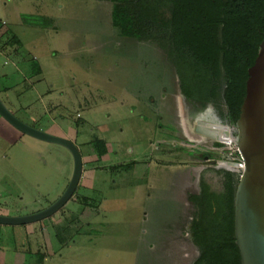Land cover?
<instances>
[{
    "label": "rangeland",
    "instance_id": "374dc122",
    "mask_svg": "<svg viewBox=\"0 0 264 264\" xmlns=\"http://www.w3.org/2000/svg\"><path fill=\"white\" fill-rule=\"evenodd\" d=\"M4 3L0 50L8 54L0 52V100L21 122L72 141L82 175L72 198L51 217L0 225V264H190L198 250L183 227L193 214L187 193L200 169L240 174L238 153L214 131L196 129L195 138L185 132L178 78L164 52L121 38L109 0ZM11 71L3 80L1 73ZM2 123L0 215L42 210L64 191L71 155ZM106 150L104 164L139 163L97 173L92 166ZM173 162L183 168L175 181L168 169ZM172 182L184 217L168 227L175 209L163 196Z\"/></svg>",
    "mask_w": 264,
    "mask_h": 264
},
{
    "label": "trees",
    "instance_id": "16d2710c",
    "mask_svg": "<svg viewBox=\"0 0 264 264\" xmlns=\"http://www.w3.org/2000/svg\"><path fill=\"white\" fill-rule=\"evenodd\" d=\"M109 2L118 35L162 50L182 92L212 103L233 127L245 93L247 69L264 36V0ZM10 40L11 51L17 53L18 40L15 36ZM238 176L225 168L202 172L201 194L191 196L198 211L188 231L200 251L193 264H240L233 237Z\"/></svg>",
    "mask_w": 264,
    "mask_h": 264
},
{
    "label": "water",
    "instance_id": "95a60500",
    "mask_svg": "<svg viewBox=\"0 0 264 264\" xmlns=\"http://www.w3.org/2000/svg\"><path fill=\"white\" fill-rule=\"evenodd\" d=\"M180 100L196 107L202 104L182 94ZM0 118L15 130L32 138L58 144L72 158L69 181L59 197L46 208L23 216L0 215V225H26L40 222L57 213L72 198L82 173V159L76 145L65 138L49 135L17 119L0 100ZM216 140L221 141L220 124ZM231 139L241 160V171L233 196V237L240 264H264V36L253 64L247 69L245 93L233 125Z\"/></svg>",
    "mask_w": 264,
    "mask_h": 264
},
{
    "label": "flooded vegetation",
    "instance_id": "af4514ba",
    "mask_svg": "<svg viewBox=\"0 0 264 264\" xmlns=\"http://www.w3.org/2000/svg\"><path fill=\"white\" fill-rule=\"evenodd\" d=\"M176 81H177V87L175 89V92H177V95H178V89H179L180 92L182 94H184L182 92V90L180 89V84H179L178 80L175 79V82ZM178 97H179V95H178ZM189 99L193 100L195 104L196 103L202 104L203 108L196 107V105H193L187 101H182V100H180V98L178 99L181 122L184 125L185 132L188 135H190L192 138L199 136L196 129L202 130L204 132L214 131L216 133L218 131L217 126H216L217 124H220V126H221L220 127L221 133L224 131H227L231 135L235 134V130L233 129V127H231L229 124H227L226 122L223 121L218 110L216 109V107L212 103L207 102V101H199V100L192 99V98H189ZM221 148H223V146ZM220 149H218V150L222 151ZM195 154L200 156V153H198V152ZM203 157H206V156L204 155ZM208 160L211 161V159H209V158H208ZM209 168L219 169V168H215V167H207L206 169H209ZM225 169H227V168H225ZM204 170L205 169L199 170L197 180H196V184H195V188L193 189V192L187 193V196H188L187 198H188V201L191 205V208H189V210L192 211L193 214H192L191 220L189 219L188 221H184V222H186L185 225L183 226L184 228H187L186 226H188V229L190 228L192 219L195 217V214L198 211L197 206L191 200V196H197V197L200 196V194H201V174ZM189 238H190V243L198 250L197 256L190 263V264H193L194 261L200 256V251H199L198 246H196L192 242L190 234H189Z\"/></svg>",
    "mask_w": 264,
    "mask_h": 264
},
{
    "label": "crops",
    "instance_id": "0c3cea01",
    "mask_svg": "<svg viewBox=\"0 0 264 264\" xmlns=\"http://www.w3.org/2000/svg\"><path fill=\"white\" fill-rule=\"evenodd\" d=\"M4 5L5 4H7L8 3V0H4ZM8 58V57H7ZM13 75L14 73L11 71V73L9 72H4V73H1V77L3 78V80L4 79H6V78H8V76L9 75ZM0 122L2 123V122H4L2 119H0ZM4 123H2V125H3ZM7 124V123H6ZM3 127L4 128H7V129H10L9 127H8V125H3ZM11 129H13V128H11ZM10 129V130H11ZM13 130H15V129H13ZM189 151V150H188ZM108 151L106 150L105 151V154H102V152H101V155H98V158L95 160V165H93L92 167H93V169H94V171H96L97 173H100V172H106L108 169L109 170H113V169H115V168H117V167H119L120 165H121V167H123V166H125V164H138L139 162L136 160V159H132V160H130L129 162H110V164H104L103 163V161L106 159V156L105 155H107L106 153H107ZM160 152V155H159V157L160 156H163L164 154V151L163 150H160L159 151ZM163 152V153H162ZM130 153V152H129ZM166 153V152H165ZM104 156V157H103ZM170 165V168H168L170 171V173H173L174 175H173V177H174V180L173 181H175V180H177L178 178L179 179H181V177H180V170L182 171V166L181 165H179L178 164V162H173V163H171V164H169ZM158 166V165H157ZM159 167V166H158ZM158 167L156 168V170L158 169ZM190 168V167H189ZM129 168H127V170H128ZM134 169V168H133ZM193 169H195V168H193ZM121 170H122V168H121ZM127 170H125V171H127ZM114 171V170H113ZM81 175H82V173H81ZM178 177V178H177ZM95 179V178H94ZM80 181V180H79ZM112 183H114V180L112 181ZM175 185H174V182H172L171 183V185L169 186V187H167V188H170V189H172L167 195H165V196H163V199L165 198V201L166 202H169V204H168V206H172V208L173 209H175L174 210V214H172V218H171V220L170 221H168V227H172V226H176V225H178V221H179V219H180V217H184V216H182V207L180 206V202H179V199H178V193L176 192L177 191V189L174 187ZM157 188H161L160 190H163L162 188L163 187H157ZM87 202H89V201H87ZM88 204V203H87ZM175 220V221H174ZM90 222V221H89ZM89 222H85L86 224H89ZM165 222V221H164ZM175 222V223H174Z\"/></svg>",
    "mask_w": 264,
    "mask_h": 264
},
{
    "label": "built area",
    "instance_id": "2783aa9c",
    "mask_svg": "<svg viewBox=\"0 0 264 264\" xmlns=\"http://www.w3.org/2000/svg\"><path fill=\"white\" fill-rule=\"evenodd\" d=\"M221 135H225V137H227V138H228V136H227V135H226L224 132H222V133H221ZM220 142H222L223 144H230V145H232V146H233V149H234V151H235V152H237V151H236V148L234 147V145H233V143H232V141H231V139H230V138H229V140H228L227 142H225V141H222V140H221ZM238 156H239V155H238ZM239 159H240V157H239Z\"/></svg>",
    "mask_w": 264,
    "mask_h": 264
},
{
    "label": "bare ground",
    "instance_id": "6f19581e",
    "mask_svg": "<svg viewBox=\"0 0 264 264\" xmlns=\"http://www.w3.org/2000/svg\"><path fill=\"white\" fill-rule=\"evenodd\" d=\"M221 139V138H220ZM229 139V138H228Z\"/></svg>",
    "mask_w": 264,
    "mask_h": 264
}]
</instances>
